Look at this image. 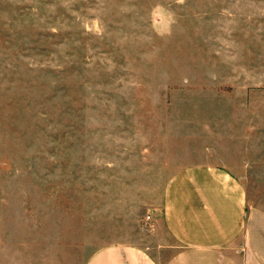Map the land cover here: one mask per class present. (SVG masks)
<instances>
[{"label": "rangeland", "instance_id": "1", "mask_svg": "<svg viewBox=\"0 0 264 264\" xmlns=\"http://www.w3.org/2000/svg\"><path fill=\"white\" fill-rule=\"evenodd\" d=\"M202 164L264 185V0H0V264L165 262Z\"/></svg>", "mask_w": 264, "mask_h": 264}, {"label": "crops", "instance_id": "2", "mask_svg": "<svg viewBox=\"0 0 264 264\" xmlns=\"http://www.w3.org/2000/svg\"><path fill=\"white\" fill-rule=\"evenodd\" d=\"M162 218L175 246L165 262L142 247L114 245L85 264H264V185L251 192L228 166L175 173L165 188ZM237 247L240 258L232 250Z\"/></svg>", "mask_w": 264, "mask_h": 264}]
</instances>
